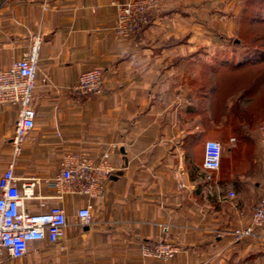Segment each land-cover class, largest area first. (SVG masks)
Here are the masks:
<instances>
[{
	"label": "crops",
	"instance_id": "obj_1",
	"mask_svg": "<svg viewBox=\"0 0 264 264\" xmlns=\"http://www.w3.org/2000/svg\"><path fill=\"white\" fill-rule=\"evenodd\" d=\"M127 1L0 0V69L41 37L37 116L18 153L19 106L0 104V176L13 163L17 177L39 179L35 194L44 197L24 199L29 212L67 213L57 242L31 241L18 258L4 251V264H264V225L235 234L264 196V94L225 82L232 68L212 60L219 53L194 66L191 43L207 39L149 32L181 9L175 1L145 32L118 34L117 5ZM97 66L102 94L75 93L81 72ZM209 139L224 147L217 170L204 166ZM105 152L114 170L97 195L47 185L66 155ZM87 205L92 220L83 224ZM159 240L181 249L169 259L142 253Z\"/></svg>",
	"mask_w": 264,
	"mask_h": 264
},
{
	"label": "built area",
	"instance_id": "obj_2",
	"mask_svg": "<svg viewBox=\"0 0 264 264\" xmlns=\"http://www.w3.org/2000/svg\"><path fill=\"white\" fill-rule=\"evenodd\" d=\"M161 0H129L117 5L114 28L122 36L136 35L149 23L150 15L159 8ZM41 37L38 36L31 48L8 69H0V104L18 105V120L15 125L13 139L16 153L22 142L35 126L37 110L33 104V93L39 63ZM103 71L91 67L83 70L79 82L73 91L79 95L92 96L102 93ZM264 143V123L260 127ZM235 142V138L231 139ZM224 147L215 139L205 144L204 166L208 170H217L221 166ZM114 166L110 161V153L105 152L99 160L79 154L66 155L61 171L47 185L62 188L72 193L95 196L101 190L102 180L108 178ZM39 179L35 177L19 178L15 174L12 163L0 176V264H4L3 253L10 257L23 256L28 245L34 240L57 242L63 235L67 225L66 210L60 205H53L41 212H29L24 206L26 198H43L35 194V186ZM234 195L233 192L230 193ZM46 206L45 203H42ZM78 216L83 224L92 220L90 205L79 209ZM264 225V196L254 206L252 223L235 230L236 238L253 233L254 228ZM180 246L168 241L159 240L145 243L142 253L146 256H157L163 259L174 257Z\"/></svg>",
	"mask_w": 264,
	"mask_h": 264
},
{
	"label": "rangeland",
	"instance_id": "obj_3",
	"mask_svg": "<svg viewBox=\"0 0 264 264\" xmlns=\"http://www.w3.org/2000/svg\"><path fill=\"white\" fill-rule=\"evenodd\" d=\"M170 1L180 4L181 9L170 11L172 17L165 18L160 28L152 27L149 32L207 39L191 43L195 51L192 56L198 57L194 66L202 65L200 60L206 59L208 52L209 56L219 53L218 58H212L218 64L236 65L242 58H251L240 65L264 67V0H161L159 8L151 13L149 23L136 35L145 32L154 19L167 14L161 12Z\"/></svg>",
	"mask_w": 264,
	"mask_h": 264
},
{
	"label": "trees",
	"instance_id": "obj_4",
	"mask_svg": "<svg viewBox=\"0 0 264 264\" xmlns=\"http://www.w3.org/2000/svg\"><path fill=\"white\" fill-rule=\"evenodd\" d=\"M258 55V52H253ZM260 56V55H259ZM249 57V56H248ZM242 61H249L251 58H242ZM246 59V60H245ZM240 61L239 64L228 65L232 68V72L225 73V82L240 84V87L244 90V92H248L250 90V86L255 85L256 88L260 89L261 93L264 94V67L256 66V65H240L243 62ZM245 63V62H244ZM263 106V105H259Z\"/></svg>",
	"mask_w": 264,
	"mask_h": 264
}]
</instances>
